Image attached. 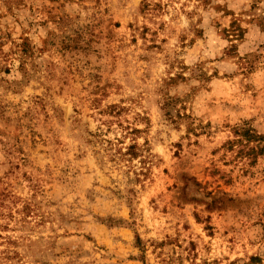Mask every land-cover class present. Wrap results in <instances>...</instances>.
Wrapping results in <instances>:
<instances>
[{"label":"rangeland","instance_id":"rangeland-1","mask_svg":"<svg viewBox=\"0 0 264 264\" xmlns=\"http://www.w3.org/2000/svg\"><path fill=\"white\" fill-rule=\"evenodd\" d=\"M0 264H264V0H0Z\"/></svg>","mask_w":264,"mask_h":264},{"label":"trees","instance_id":"trees-1","mask_svg":"<svg viewBox=\"0 0 264 264\" xmlns=\"http://www.w3.org/2000/svg\"><path fill=\"white\" fill-rule=\"evenodd\" d=\"M127 128L130 129L129 127H127ZM135 131H138V129L132 128V131H128V133L131 134V133H134ZM234 133L237 136L236 140H240L241 139L240 138L241 135H245V136L248 135L249 137H251V134H249L250 133V128H246V127H243V126H236L234 128ZM231 142H233V141H231ZM139 150H141L140 146H138V144H136L134 142V143H132V144L127 146V150L123 154L129 155L131 157H134V156H137L139 154Z\"/></svg>","mask_w":264,"mask_h":264}]
</instances>
